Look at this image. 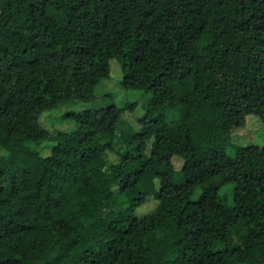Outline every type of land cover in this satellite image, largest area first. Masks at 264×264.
Returning a JSON list of instances; mask_svg holds the SVG:
<instances>
[{
	"label": "trees",
	"instance_id": "obj_1",
	"mask_svg": "<svg viewBox=\"0 0 264 264\" xmlns=\"http://www.w3.org/2000/svg\"><path fill=\"white\" fill-rule=\"evenodd\" d=\"M112 60L137 127L136 102L40 126ZM249 117L264 134V0H0V264H264V143L224 150Z\"/></svg>",
	"mask_w": 264,
	"mask_h": 264
},
{
	"label": "rangeland",
	"instance_id": "obj_2",
	"mask_svg": "<svg viewBox=\"0 0 264 264\" xmlns=\"http://www.w3.org/2000/svg\"><path fill=\"white\" fill-rule=\"evenodd\" d=\"M110 78L103 80L95 90V98L87 103H77L74 105H63L58 109L41 114L38 121L42 128L52 134L59 131L70 132L74 129L75 121L66 115L68 111H82L88 108L103 107L107 104L114 103L118 106H123L126 103L136 102V109L133 113H126L124 119L130 122L134 127H137L136 119L143 114L141 101L147 99V95L139 91H126L121 87L122 74L118 63L114 60L110 61ZM261 122L257 118L249 117L246 125L242 129H237L233 133L231 141L225 146L224 150L228 154H232L235 146H246L251 143L263 144L264 134L261 129ZM42 156H47L49 150L45 149L41 152ZM111 160L117 159L109 154ZM175 169H180L182 161L178 158H173ZM233 185H225L221 188L220 194L230 203L232 200ZM158 202L153 197H147L145 202L136 209L137 217H143L153 212Z\"/></svg>",
	"mask_w": 264,
	"mask_h": 264
}]
</instances>
